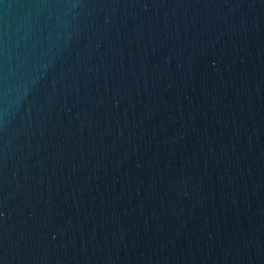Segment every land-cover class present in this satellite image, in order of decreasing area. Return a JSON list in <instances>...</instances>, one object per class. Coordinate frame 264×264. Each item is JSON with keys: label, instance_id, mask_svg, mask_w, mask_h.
I'll use <instances>...</instances> for the list:
<instances>
[{"label": "water", "instance_id": "95a60500", "mask_svg": "<svg viewBox=\"0 0 264 264\" xmlns=\"http://www.w3.org/2000/svg\"><path fill=\"white\" fill-rule=\"evenodd\" d=\"M0 264H264V0H0Z\"/></svg>", "mask_w": 264, "mask_h": 264}]
</instances>
